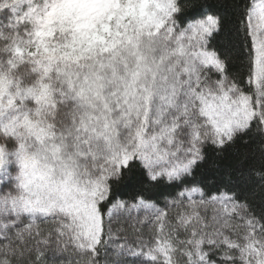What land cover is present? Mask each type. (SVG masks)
I'll return each mask as SVG.
<instances>
[{"label": "snow or ice", "instance_id": "snow-or-ice-1", "mask_svg": "<svg viewBox=\"0 0 264 264\" xmlns=\"http://www.w3.org/2000/svg\"><path fill=\"white\" fill-rule=\"evenodd\" d=\"M0 264H264V0H0Z\"/></svg>", "mask_w": 264, "mask_h": 264}, {"label": "trees", "instance_id": "trees-1", "mask_svg": "<svg viewBox=\"0 0 264 264\" xmlns=\"http://www.w3.org/2000/svg\"><path fill=\"white\" fill-rule=\"evenodd\" d=\"M209 2L211 3V2H212V0H209Z\"/></svg>", "mask_w": 264, "mask_h": 264}]
</instances>
